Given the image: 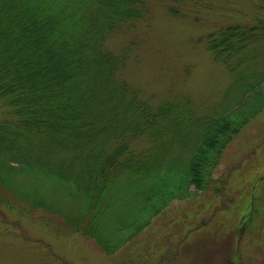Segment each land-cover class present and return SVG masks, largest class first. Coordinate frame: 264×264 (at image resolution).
<instances>
[{
  "label": "trees",
  "instance_id": "1",
  "mask_svg": "<svg viewBox=\"0 0 264 264\" xmlns=\"http://www.w3.org/2000/svg\"><path fill=\"white\" fill-rule=\"evenodd\" d=\"M170 1L171 15L187 14ZM148 8L0 0V212L39 210L113 253L190 186L210 184L229 141L264 108V17L197 39L235 74L228 101L201 111L188 96L151 104L123 77L128 51L107 46Z\"/></svg>",
  "mask_w": 264,
  "mask_h": 264
},
{
  "label": "rangeland",
  "instance_id": "2",
  "mask_svg": "<svg viewBox=\"0 0 264 264\" xmlns=\"http://www.w3.org/2000/svg\"><path fill=\"white\" fill-rule=\"evenodd\" d=\"M149 0L107 46L130 55L126 81L151 104L179 96L201 111L228 101L229 73L197 39L217 25L264 17V0ZM6 108L0 102V118ZM204 189L173 199L113 253L52 227L39 210L0 212V264H264V108L229 141Z\"/></svg>",
  "mask_w": 264,
  "mask_h": 264
}]
</instances>
